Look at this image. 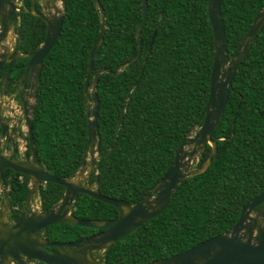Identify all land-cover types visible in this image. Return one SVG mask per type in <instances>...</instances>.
Wrapping results in <instances>:
<instances>
[{"label": "trees", "instance_id": "trees-1", "mask_svg": "<svg viewBox=\"0 0 264 264\" xmlns=\"http://www.w3.org/2000/svg\"><path fill=\"white\" fill-rule=\"evenodd\" d=\"M99 2L106 29L89 84L100 68L107 72L99 75L96 86L97 173L91 172L89 181L97 178L102 194L134 203L166 172L209 98L213 38L207 0H147L141 53L122 70L137 53L141 0ZM62 4L59 37L41 66L32 133L41 165L57 177L72 178L86 153L84 81L100 13L92 0ZM263 5L264 0L220 1L229 56ZM18 28L23 50H34L44 40V20L29 11L19 14ZM17 61L11 79L23 70L26 59ZM211 138L217 142L214 160L184 179L163 211L113 244L108 261L145 264L219 235L235 224L241 207L264 190V25L234 74L223 117ZM211 149L206 144L196 168ZM18 176L11 180L14 205H21L29 190L27 177ZM61 192L53 182L41 186L42 208L56 203ZM73 214L81 219L117 216L113 206L86 194L78 195Z\"/></svg>", "mask_w": 264, "mask_h": 264}, {"label": "water", "instance_id": "water-1", "mask_svg": "<svg viewBox=\"0 0 264 264\" xmlns=\"http://www.w3.org/2000/svg\"><path fill=\"white\" fill-rule=\"evenodd\" d=\"M100 13V25L95 40L91 46L88 57V69L84 81V103L87 117V147L84 159L76 175L72 178H60L49 173L39 162L36 148L33 144L31 115L34 104L31 106L30 118L27 117L28 139L30 154L17 158L16 150L3 154L0 151V264H80L81 257L70 258L65 252V245H61L58 252L46 251L48 246L59 243L50 242L40 235V231L50 225L72 224L85 228L103 229L99 234L88 237L71 245L89 246L94 248H110L118 240L139 228L159 214L168 205L178 185L186 178L198 174L214 160L217 152V142L211 138L212 131L220 123L224 109L228 102L229 92L232 89V80L240 63L247 55L256 35L264 25V5L255 14L247 32L239 40L236 49L229 56L226 47L225 29L220 11L221 0H207L206 9L213 38V64L209 79V98L201 112L195 126L182 139L175 150L174 159L166 172L142 194L134 203L123 199H115L102 194L96 183L95 188L87 185L86 179L89 170L96 174V161L98 154V100L96 86L99 75L107 72L100 68L89 84L92 63L96 50L102 43L106 29V15L99 0H92ZM55 4L48 16L41 15L34 10V14L44 19L46 23L45 37L42 43L32 52L18 53L11 57L12 52L4 46L6 35L11 28L12 16L15 11V0H0V73L6 66L2 78V94L6 93L7 81L11 75L12 67L18 58L26 57V67L19 80L28 75L26 81H33L37 86L43 59L56 43L62 25L64 8ZM141 21L135 31L137 39V53L119 70L124 69L141 53L142 40L140 30L147 17V0H141ZM156 34V27L150 39V46ZM114 72L113 74H116ZM1 80V79H0ZM36 93L34 94V97ZM26 109V108H25ZM26 111V110H25ZM8 124L1 120L0 139L10 140ZM206 144L212 149L208 158L196 169H191L197 158L204 150ZM8 170V178L3 172ZM17 172L29 179V190L24 205L29 207L31 198L40 189L41 182H53L62 187L58 202L50 207L38 211H20L19 217L14 221L7 216L11 210V174ZM84 177L82 176L83 173ZM82 177V178H81ZM97 182V178H95ZM86 194L93 199L102 201L115 208L117 216L112 219H81L75 217L71 210L78 195ZM7 195L9 207L1 208L3 198ZM27 207V208H28ZM145 264H264V190L241 207L239 217L235 224L227 231L210 237L198 244L161 259H154Z\"/></svg>", "mask_w": 264, "mask_h": 264}, {"label": "flooded vegetation", "instance_id": "flooded-vegetation-1", "mask_svg": "<svg viewBox=\"0 0 264 264\" xmlns=\"http://www.w3.org/2000/svg\"><path fill=\"white\" fill-rule=\"evenodd\" d=\"M28 1H30L28 6H27V0H15V3H14L15 11L12 16V21H11L12 25H11V28L9 29L8 34L6 35L7 38L10 37V39H12V44L8 48L9 52L13 51L11 57H13L14 54L16 53H18V56H19L23 52L33 51V50H23L22 49L20 38L18 37L19 14L25 11H29L33 13L35 10V12L41 15L44 14L48 16V13L52 11L51 9L54 6V3H52V1L50 0H45L44 4L42 5L40 3V0H28ZM32 6H34V10L32 9ZM36 6H38V10L36 9ZM55 6L59 7L57 3H55ZM60 8H61V5H60ZM45 31H46V23H45ZM7 38L5 39V41H7ZM23 58L26 59V62L28 61V58L22 57V59ZM19 59L21 58H18L17 60ZM17 60L15 61L12 69L16 65V62H18ZM26 62H25V66L23 70L15 77V79H11V76L13 77V73L11 70V75L7 81L6 93L4 95L2 94V83H3L2 78L4 76L6 66L3 67L0 73L1 120L4 121V123L8 124V127H12L8 129L9 131L10 129H13L14 127V130L10 131L11 133L10 136L12 137L10 140L6 141L5 138L0 139V151H2L3 154H7V153L13 152V148H15V150L17 151L16 152L17 158H21L25 154H28V155L30 154V150L28 151L29 141L28 139L24 140L23 134H25L27 138L28 128L26 124V119L27 117L30 118L29 112H31V106L33 104L35 108L37 92H38V82H39L38 80L37 86L33 84L32 80L27 82L26 79L28 75H25L21 81L19 80L21 74H23L24 69L26 67ZM35 93H36L35 95L36 97H34ZM33 112H34V109H33ZM33 112L31 115V124L33 120ZM16 173L17 172H12L11 177H10L11 180L15 176ZM90 173L91 171H89V174H87L86 179L83 180V182L86 180L87 185L92 184L89 181ZM3 174H4L5 179H7L9 175L8 170H5ZM84 174L86 175V172L83 173L82 175L83 177H84ZM21 176L23 177L21 178ZM24 176L25 175L20 174V177L19 176L18 177L23 180ZM27 181H28V177H27ZM44 185H45V182L44 183L41 182L39 187L44 186ZM94 185L96 184L94 183ZM37 196L38 195H34L31 198L29 202V207H28L24 205L25 200L23 201L21 205H14L12 202L11 195H10L9 199L11 202V210L9 212L7 211V216L11 217L15 221L19 217L18 212L20 211L28 212V211H38L42 209L41 201L40 199L38 200ZM1 198L4 199L3 202L1 203V208L3 207L4 210H7L9 207V201H8L7 195ZM71 213L73 214V208L71 210ZM62 225H63V228H61V226L54 227L53 225H50L40 231V235L48 239V241L59 243V245H56V246L46 247L45 248L46 251L58 252L61 245H65V252L68 253V256L70 258L72 257L73 259L76 257H79V258L81 257L82 261L80 262V264H118V263L110 262L107 259V254L109 253V249L112 246L110 248L97 247L91 250L90 247L86 245L81 246V247H78L74 244L71 245V242H78L80 240L87 239L88 237L97 235L101 231H103V229L87 228L86 230L79 232L77 231L78 230L77 228L75 229L72 227L73 226L72 224L62 223ZM9 264H12V263H9Z\"/></svg>", "mask_w": 264, "mask_h": 264}, {"label": "rangeland", "instance_id": "rangeland-1", "mask_svg": "<svg viewBox=\"0 0 264 264\" xmlns=\"http://www.w3.org/2000/svg\"><path fill=\"white\" fill-rule=\"evenodd\" d=\"M44 1H45V0H40L41 5L44 4ZM50 1H52V3H54V4L57 3V5H58L59 7H60V5H61V4H60V3H61L60 0H50ZM197 159H198V158H197ZM196 162H197V160H196ZM195 164H196V163H195ZM195 164H193V166L191 167V169H196V168H195ZM90 186H91L92 188L95 187L94 183H92ZM61 228H63V226H61Z\"/></svg>", "mask_w": 264, "mask_h": 264}, {"label": "crops", "instance_id": "crops-1", "mask_svg": "<svg viewBox=\"0 0 264 264\" xmlns=\"http://www.w3.org/2000/svg\"><path fill=\"white\" fill-rule=\"evenodd\" d=\"M12 44V39H10V37L7 38V41L4 42V46L7 47V49L10 47V45ZM38 197V196H37Z\"/></svg>", "mask_w": 264, "mask_h": 264}, {"label": "clouds", "instance_id": "clouds-1", "mask_svg": "<svg viewBox=\"0 0 264 264\" xmlns=\"http://www.w3.org/2000/svg\"><path fill=\"white\" fill-rule=\"evenodd\" d=\"M198 160V159H197ZM196 163V162H195ZM196 168V167H195ZM89 171H91V172H93L92 170H89ZM94 173V172H93ZM96 173H97V171H96ZM89 174V173H88ZM95 174V173H94ZM76 175V174H75ZM28 181H29V179H28ZM95 184L97 183V182H94ZM28 186H29V183H28ZM10 192H11V190H10ZM36 195H38V200L40 199L39 198V192L36 194ZM12 198V197H11ZM74 205V204H73ZM115 244V243H114ZM113 246V245H112Z\"/></svg>", "mask_w": 264, "mask_h": 264}]
</instances>
